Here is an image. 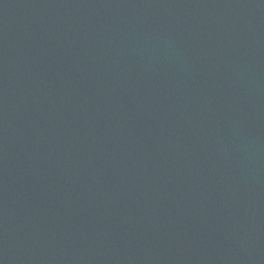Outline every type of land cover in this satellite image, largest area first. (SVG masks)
<instances>
[{
    "label": "water",
    "instance_id": "obj_1",
    "mask_svg": "<svg viewBox=\"0 0 264 264\" xmlns=\"http://www.w3.org/2000/svg\"><path fill=\"white\" fill-rule=\"evenodd\" d=\"M0 264H264V0H0Z\"/></svg>",
    "mask_w": 264,
    "mask_h": 264
}]
</instances>
